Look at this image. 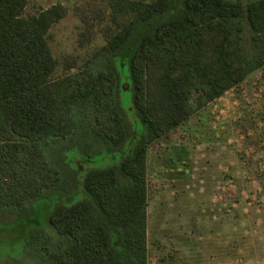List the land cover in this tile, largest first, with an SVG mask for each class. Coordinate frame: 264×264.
<instances>
[{"label":"trees","instance_id":"obj_1","mask_svg":"<svg viewBox=\"0 0 264 264\" xmlns=\"http://www.w3.org/2000/svg\"><path fill=\"white\" fill-rule=\"evenodd\" d=\"M27 1L0 0V209L27 216L62 192L47 225L28 231V246L44 229L59 238L49 264H147L148 147L264 67V0H107L104 65L60 76L48 31L65 9L25 14ZM51 142L61 143L56 164ZM112 150L121 157L108 159ZM69 172L80 189L64 185Z\"/></svg>","mask_w":264,"mask_h":264},{"label":"rangeland","instance_id":"obj_2","mask_svg":"<svg viewBox=\"0 0 264 264\" xmlns=\"http://www.w3.org/2000/svg\"><path fill=\"white\" fill-rule=\"evenodd\" d=\"M54 4L65 9L48 31L57 59L54 76L101 68L105 55L98 51L105 42L104 27L114 25L107 0H28L24 13ZM126 74L121 75V100L133 134ZM134 127L139 134L144 129L139 119ZM60 144L48 147L53 164ZM105 155L121 157L118 150ZM96 158L100 166L108 160ZM73 160L83 172L90 167L85 158ZM68 175H63L64 185L80 189V175ZM61 193L38 199L27 216L0 209V264H49L47 250L59 238L44 229L29 247L28 231L47 225L45 216ZM146 211L147 264H264V67L150 143Z\"/></svg>","mask_w":264,"mask_h":264}]
</instances>
